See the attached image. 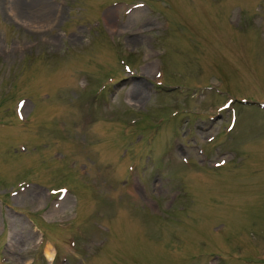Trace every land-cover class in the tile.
Wrapping results in <instances>:
<instances>
[{"label": "rangeland", "instance_id": "rangeland-1", "mask_svg": "<svg viewBox=\"0 0 264 264\" xmlns=\"http://www.w3.org/2000/svg\"><path fill=\"white\" fill-rule=\"evenodd\" d=\"M263 101L264 0H0V264H264Z\"/></svg>", "mask_w": 264, "mask_h": 264}, {"label": "bare ground", "instance_id": "bare-ground-1", "mask_svg": "<svg viewBox=\"0 0 264 264\" xmlns=\"http://www.w3.org/2000/svg\"><path fill=\"white\" fill-rule=\"evenodd\" d=\"M21 1V0H20ZM39 1V0H38ZM47 1V0H46ZM43 2H44V0H43ZM12 7V6H11ZM15 7V6H14ZM17 7V6H16ZM31 7V9L33 10V13H34V9H33V7L32 6H30ZM37 10H36V12L39 10V11H41L43 14H48V12H47V8L45 9L44 8V4H35V6H34ZM50 7V6H49ZM22 9V8H24L23 6L21 7V4L20 5H18V7H17V9L19 10V9ZM16 9V10H17ZM26 9V8H25ZM24 9V10H25ZM17 12V11H16ZM19 12H23V10H20ZM18 13V12H17ZM46 254H47V257L48 258H51L52 257V255H50V253H47L46 252Z\"/></svg>", "mask_w": 264, "mask_h": 264}]
</instances>
